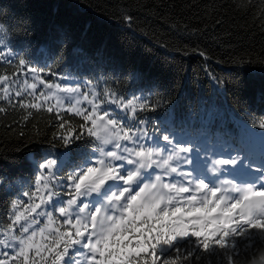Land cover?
Listing matches in <instances>:
<instances>
[{"label":"snow or ice","instance_id":"obj_1","mask_svg":"<svg viewBox=\"0 0 264 264\" xmlns=\"http://www.w3.org/2000/svg\"><path fill=\"white\" fill-rule=\"evenodd\" d=\"M0 64L17 69L0 99L59 121L0 222V264H264V116L197 144L144 115L164 102L36 67L4 39Z\"/></svg>","mask_w":264,"mask_h":264},{"label":"trees","instance_id":"obj_2","mask_svg":"<svg viewBox=\"0 0 264 264\" xmlns=\"http://www.w3.org/2000/svg\"><path fill=\"white\" fill-rule=\"evenodd\" d=\"M0 23L14 56L80 84L99 80L126 99L164 102L144 115L186 137L218 141L242 120L264 116V0H0ZM14 71L0 64V74ZM0 108V180L8 185L0 184V222L7 223L59 121L44 108L2 99Z\"/></svg>","mask_w":264,"mask_h":264},{"label":"rangeland","instance_id":"obj_3","mask_svg":"<svg viewBox=\"0 0 264 264\" xmlns=\"http://www.w3.org/2000/svg\"><path fill=\"white\" fill-rule=\"evenodd\" d=\"M65 82V81H64ZM64 82H60V83H64ZM70 82V81H69ZM40 91V89L38 88L37 89V92H39ZM193 139V138H192ZM202 142H206V139L205 140H203ZM211 143H214V142H211ZM198 144H199V142H198Z\"/></svg>","mask_w":264,"mask_h":264}]
</instances>
